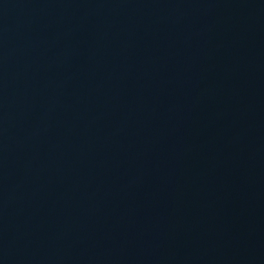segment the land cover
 <instances>
[{
    "label": "water",
    "instance_id": "1",
    "mask_svg": "<svg viewBox=\"0 0 264 264\" xmlns=\"http://www.w3.org/2000/svg\"><path fill=\"white\" fill-rule=\"evenodd\" d=\"M0 264H264V0H0Z\"/></svg>",
    "mask_w": 264,
    "mask_h": 264
}]
</instances>
